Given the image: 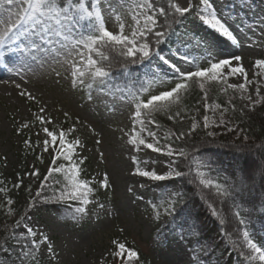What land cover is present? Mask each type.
I'll use <instances>...</instances> for the list:
<instances>
[{"label":"snow or ice","instance_id":"obj_1","mask_svg":"<svg viewBox=\"0 0 264 264\" xmlns=\"http://www.w3.org/2000/svg\"><path fill=\"white\" fill-rule=\"evenodd\" d=\"M114 5L118 6L117 12L119 13H123L126 7L131 8L134 24L131 26L130 34H125L126 25L124 23L119 24V32L108 30L105 17H110ZM187 15H193L204 25L230 41L231 45L237 49L243 50L245 42L249 46L256 43L255 40L245 35L242 28L233 29L227 17L218 13L212 0H176V2L168 0L167 8L158 6L154 0H133L132 4L125 5H120L119 0H107V7H105L104 0H90L87 7L85 0H0V25H2L0 28V58L9 56L14 58L11 68L13 74L21 80H24L29 73L36 75L37 66L39 68L51 67L56 76L60 77L61 73L56 70L55 65L63 66L64 63H71V89L79 90L80 86H85L89 90L87 99L92 103L103 104L105 110L110 113L115 111L117 103L127 102L124 90L116 87L120 82L116 79L117 76L121 77L125 83L129 80L135 83L141 77L133 73L142 72L144 76H151L154 80H158L163 87L153 91L144 89L148 92L146 98L140 96L139 93L135 94L132 101L134 111L130 116L132 130L126 144L130 146L129 156L132 164L130 175L143 178L133 183L143 188L144 180H147L154 182V186L161 187L160 182H175L192 176L194 172L202 177L205 174L204 170L212 172L214 165L213 162L200 158V153L192 149L186 150L187 138L192 136L199 127L198 121L193 119L186 133L171 134L176 140L185 141L184 147L175 148L172 143L166 142L161 145L156 133L145 127L146 124L158 127L156 121L151 118L153 113L171 111L173 106L179 108L182 92H186L195 83L199 84L203 92L207 81L223 83L225 90L238 91L240 99L249 102L250 111L257 105L264 104V96L261 95L259 86L255 90V98L249 93L247 86L256 81L250 79L249 72L242 63L243 57L235 51L225 55L217 51L206 37L198 36L195 29H186L184 21ZM116 18L121 19V16L118 15ZM257 28L264 34V17L260 18ZM173 36L176 37L175 40L172 39ZM165 45H170V47H164ZM84 49L88 52L86 60ZM166 51L168 55L164 54ZM94 52L100 58L99 60L93 58L92 53ZM109 53H115V55ZM192 53L200 59H193ZM75 56L80 57L79 61L74 59ZM100 61L105 63L102 64ZM5 67L9 65L6 63ZM252 68L254 69L253 76L264 78V58L255 59ZM85 76L91 78L87 84H85ZM229 78H243V82L228 83ZM65 79L67 80V77ZM14 86L19 90L17 94L20 98L29 102L37 101V97L30 90L23 88L20 83H15ZM140 87L143 89L142 84ZM202 99L205 101L204 107L207 113L209 105L206 92ZM232 107L235 111L236 106L233 104ZM213 108H220V105L214 104ZM44 113L45 109L41 107L39 113H32L31 122L25 118L19 127L13 125L16 136L22 137L23 130L31 131L38 122L40 127L34 132L37 137L36 146L39 147V138L43 133L45 139L42 151L52 156L51 164L47 166L46 174L40 180L34 196L31 195V186H25L24 178L40 177V169L35 164H32L31 171L23 174L17 173L16 182L12 185L16 190L24 188L31 197L27 210L15 220L13 231L10 234L18 244L21 236L31 238L26 239L27 247L20 245V251L24 253V256L20 258L21 264H24V258L29 256L35 264V261L45 252L53 259L57 257L49 236L38 234L28 223L32 210L38 211V205L52 202L49 197L45 196V193L54 173L67 172V183L59 189L58 194L54 192L55 202L72 201L80 205L76 207L71 217L74 224L88 223L94 229H101L108 223V217L115 218L121 215L131 203L129 201L123 205L107 207L105 203L95 201L94 193L99 189L107 191L113 188L109 177L105 175L99 181L98 188H94L91 181L80 179L81 165L85 163L86 157L81 156L77 149H83L85 145L79 140L74 143L67 140L68 132L75 131L74 128L69 129L68 132L61 128L57 132L47 127L52 120ZM244 114L241 109V116ZM146 116L149 117L147 120H145ZM179 116L180 112L177 111L175 115H169L168 119L175 120ZM203 120V126L207 129L209 127L207 114L204 115ZM229 123L230 121L225 120L222 114L218 126L227 127ZM137 124L140 126L139 133L136 131ZM227 130L236 131L233 127H228ZM214 135L212 131L207 132L208 137ZM145 137H151L153 142H149ZM167 139L165 137V140ZM249 139L247 135H244L240 143H234L232 147L241 154L247 152L261 155L264 160V143L250 145ZM210 142L205 141V143ZM23 144L26 149L32 148L31 137L24 139ZM96 144L100 145L101 140H96ZM133 152L137 154L144 152L148 159L132 155ZM149 153L172 158L164 162L169 171L161 174L155 168L147 167L150 162H157L156 157H152ZM177 158H182L180 163H177ZM3 159L7 161V157ZM35 159L44 163L40 154H37ZM60 159L66 161L67 164H58ZM184 164L188 165L187 169L182 168ZM257 174L264 179V163L257 164L253 161L248 166H241L237 159L228 179L222 182L213 179H199V185L205 189H215L214 193L206 194L200 190L199 186L196 190L202 197V202L211 210L213 217L221 215L215 207L217 202L221 204V207L229 202L236 205L235 216L243 225L246 220L239 211L244 204L242 197L255 182ZM189 182L196 184L194 178ZM10 191L9 188L0 187V193L6 197L4 203L7 206V215L11 217L14 215L12 207L14 201L8 195ZM127 191L138 201L144 199L143 194L137 195L133 186H129ZM238 199L240 204L237 205ZM159 200L161 203H157L155 199L149 201L152 211L148 219L156 226L157 245L170 250L173 257L162 261V264H196L193 259L194 245L200 246L202 254L207 253L210 245L202 244L200 228L196 222H190L192 211L187 193L181 188H173L172 191L160 196ZM209 200L212 202L209 203ZM90 204L93 205L94 211L88 207ZM251 207L255 211V205ZM94 220L99 223H94ZM223 223L224 220L220 219V224L223 225ZM16 229H21V231L17 233ZM120 231L124 229L120 228ZM243 238L247 248L251 250V254L244 253L250 264L257 259L264 262V249L253 242L247 230L243 231ZM112 244L115 247L109 255L114 260L118 259L124 264H132L133 259L138 256L135 250L127 248L124 243L113 240ZM197 259L202 260L203 256ZM99 264H105L104 259H101Z\"/></svg>","mask_w":264,"mask_h":264},{"label":"rangeland","instance_id":"obj_2","mask_svg":"<svg viewBox=\"0 0 264 264\" xmlns=\"http://www.w3.org/2000/svg\"><path fill=\"white\" fill-rule=\"evenodd\" d=\"M132 2L133 0H119L120 5L132 4ZM212 2L218 13L227 17L233 29L242 28L245 35L255 40L256 43L249 46L245 42L243 50L237 49L231 45L230 41L204 25L193 15H189V19L184 22L186 29H195L198 36L206 37L217 51L225 55L233 51L241 55L243 57L242 63L248 70L250 79L256 81V83L247 86L249 93L255 98V90L259 86L261 95L264 96V78L253 76L254 69L252 68L255 59L264 58V34L257 28L260 18L264 17L263 0H212ZM89 3L90 0H85L86 7ZM104 3L107 7V0H104ZM117 7L114 5L110 17H105L106 26L110 31L119 32V24L124 23L126 25L125 34H130L131 26L134 24L133 12L131 8L126 7L123 13H119ZM118 15L121 16V19L116 18ZM83 51L86 60L88 52L85 49ZM165 55H168V52ZM74 59L79 61L80 57L75 56ZM6 63L9 67H5ZM13 63V57L0 58V160L3 163L1 174L6 179H13L12 182L16 180L15 173L21 167L22 150L20 139L13 134V125L18 126L25 118L31 122L32 113H39V109L43 107L45 109L44 115L52 120L49 125L59 123L63 118H68L70 121L75 120V140H79L85 145L83 149L78 148L77 152L86 157L88 169L98 182L107 175L113 185L106 206L113 207L131 201L121 215H117L115 218L108 217V223L101 229H94L91 224L71 228L47 211L40 208L38 211L33 210L28 217V223L34 227L38 234L49 236L52 247L57 254L56 259H53L45 252L42 258L49 259L52 264H99L101 259H104L105 264H108L112 241L116 240L125 245L135 243L142 252L151 258L152 264H162V261L172 259L170 250L158 246L156 240L152 239L155 224L149 221L150 213L145 207V201L148 197L156 196L157 191L172 183L171 181L160 182L162 186L156 187L154 182L144 180V187L141 188L133 181L143 178L130 175L132 167L129 156L130 146L126 144V141L132 130L130 119L134 111L132 103L130 101L117 103L115 111L110 113L105 110L103 104L84 101L70 87L71 63H64L63 66L55 65L56 70L61 73L60 77L56 76L51 67L39 68L37 66L36 75L29 73L24 80L13 74L11 68ZM80 67H84V65H80ZM146 78L153 85L151 91L163 87L158 80H154L151 76H146ZM84 79L85 82H89L91 78L85 76ZM238 82H243V78H229L228 80V83L235 84ZM15 83H20L23 88L30 90L37 97L38 102H29L20 98L17 94L19 90L15 89ZM246 104L249 106L247 100ZM216 110L217 108L213 107L208 109L210 113L207 114L209 117L208 128L223 127L226 130L228 127L235 128L230 123L227 127L218 126L222 111L216 115L214 112ZM200 125L204 127L203 119ZM139 127L137 124L136 131L138 133ZM145 127L154 131L157 137L161 135L152 124H146ZM35 131L34 129L31 130L30 136L32 142L37 144ZM145 138L149 142H153L151 137ZM44 139L45 137L41 133L37 152L42 155L44 160V163H41L39 167L46 172L49 158L52 156L42 151ZM96 140H101V144L97 145ZM101 153H103V157H101ZM132 155H139L145 160L148 159L144 152L139 154L133 152ZM149 155L156 157L157 162H150L147 167L155 168L161 174L169 171L164 162L172 158L156 153H149ZM3 157H7L6 162ZM25 164L28 171L32 170V164L38 168L32 157L27 158ZM141 167H145V165H141ZM34 181L35 179L31 177L24 178L26 183H33ZM129 186L135 188L137 195L143 194L144 199L138 201L135 196L129 194L127 191ZM35 187H38V183H35ZM12 195L18 202L20 199L23 200V195L20 193H12ZM89 208L95 210L92 204L89 205ZM94 223H99V221L94 220ZM120 228H123L124 231H120ZM253 264H264V262L257 259L253 261Z\"/></svg>","mask_w":264,"mask_h":264},{"label":"trees","instance_id":"obj_3","mask_svg":"<svg viewBox=\"0 0 264 264\" xmlns=\"http://www.w3.org/2000/svg\"><path fill=\"white\" fill-rule=\"evenodd\" d=\"M158 6H163L167 8L168 0H154ZM174 2V0H173ZM264 3V0H263ZM189 18H187L185 21ZM163 19V18H161ZM184 21V22H185ZM173 40L176 39L175 36L172 37ZM164 47H170V45H165ZM167 52V51H166ZM165 52V53H166ZM110 55H115V53H109ZM94 59L99 60L100 58L96 55V53H92ZM193 59L199 60L200 57L197 55H192ZM100 63H105L100 61ZM114 71H117L114 69ZM133 75H139L141 78L138 82H133L129 80L127 83L123 81L121 77H116L120 82L116 85V87L124 90L127 95V100L131 102L134 99L135 94L139 93L142 97H147L148 92L144 91V89H148L151 91L152 83L150 80L143 75V73H133ZM88 82H85L87 84ZM143 85V89L140 85ZM81 98L84 100L87 99V95L89 90L85 86H80L79 90H75ZM205 92L207 93V103L209 107H213L214 104H219L220 108H217L216 115L223 114V117L230 121V124L234 125L236 131L228 132L223 127L218 128H207L205 129L200 125L205 114H210L208 111L205 113V101L202 99ZM95 92L93 91V95ZM235 105V111L233 110L232 105ZM134 105V104H133ZM249 107L246 104V100L240 99V93L234 92L231 89L225 90V85L223 83H216L212 81L205 82V89L202 92L199 88V84H192L191 87L186 90V92L181 93V100L179 108L173 106L171 111H159L155 112L152 115V119L156 121L158 127L156 128L157 132H160L161 135L158 136L160 138V143H172L175 148H180L185 146V141L176 140L172 133L179 134L180 132H187L191 127V123L193 119L198 121L199 127L192 134V136L187 138V147L186 150L192 149L195 152L201 154L200 158L204 160H208L213 162L214 168L212 172H208L205 170L204 176H198L194 172L192 176L176 180L175 182H171L172 184H167L162 187L159 191H157L156 196L148 197L145 201V207L147 211L151 214V207L149 201L153 199L156 200L157 203H161L159 200L160 196H163L165 193L170 192L173 188H181L183 189L190 200V208L192 211V220L190 222H196L197 226L200 228V235L202 244L205 246L210 245L207 248V253L202 254L199 245H194L195 253L194 260L196 264H250L247 256L244 253H250L251 250L247 248V245L243 238V231L247 230L250 234L253 242L257 243L259 247L264 249V179L261 178L259 174L256 176L255 182L247 189V191L243 194L244 204L239 208L241 216L246 220V223L241 225L239 220L235 216V212L237 211L236 205L229 202L227 205L221 207V204L217 202L215 207L221 212V215L218 217H213L211 215V210L207 207L205 203L202 202V197L197 192V186H199L200 190H202L206 194H211L215 192V189L209 188L205 189L202 185H199V179H213L218 182H222L224 179H228L230 173L235 166L237 159H239V164L241 166H248L253 161L257 164L264 163L261 155L254 153H239L237 152L232 145L234 143H240L244 135H247L250 139L248 143L250 145H259L264 143V104L257 105L255 109L249 110ZM241 109L244 111V115L241 116ZM179 111L180 116L175 120H169V115H175V113ZM149 117H145L147 120ZM75 126V120L70 121L68 118H63L59 123H55L52 125H47L50 129H54L57 132L62 128L66 132L69 129H73ZM15 127H19L15 126ZM15 127L13 129V134H15ZM40 127L37 122L35 126L32 127L31 130H37ZM212 131L215 133L213 137H208L207 132ZM30 132L28 129L23 130V136L18 137L21 141V167L20 170L15 173V177L17 173L23 174L28 171L27 166L25 164L27 158L32 157L33 160L40 168V162L35 159V156L39 154L37 151V144L33 143L32 148L26 149L23 144L24 139H28L30 136ZM75 131L68 132L67 140L69 142H75ZM165 137L168 139L165 140ZM205 141H211L210 143H205ZM193 146L194 149H193ZM75 159V158H74ZM180 159L177 158V163H180ZM52 157L49 158L48 164H51ZM58 164H67L63 159L58 160ZM3 164L0 160V187H6L11 189L8 195L13 199V210L14 215H7V206L4 201L6 197L3 193H0V264H21V257L24 256V253L20 251V245L23 244L27 247L26 239L30 240L31 238H25L23 236L20 237V243L16 242L15 238L10 236L13 231V225L15 220L19 218L21 214H23L27 210V204L29 199L31 198L29 193L22 188L21 190H16L12 187V185L16 182L13 179H6L1 174V168ZM82 172L80 174V179L88 180L92 182V186L94 188H98V181L93 177L91 172L88 169V162L85 160V163L81 165ZM188 165H182V168L187 169ZM40 177L34 178L35 181L33 183H25V186L30 185L32 189L31 195L34 196L36 190L39 187V182L43 179V176L46 174L40 168ZM196 180V184H192L189 181L192 179ZM35 183H38V187H35ZM67 183V172L54 173L49 187L45 193V196L49 197L52 202L42 203L38 206L42 207L44 211L52 213L59 220L64 222L69 227H79L85 225L82 224H74L71 220L72 215L75 212L76 207L80 206L77 202L67 201V202H55L56 196L54 192L58 194L59 189L63 188ZM12 193H20L23 195V200L18 202L12 195ZM111 191L108 189L107 191L104 189H99L96 193H94L95 201H102L103 203L107 202L108 197L110 196ZM212 201L209 200V203ZM236 204H240V200L238 199ZM255 205V211L252 210L251 205ZM162 210V209H161ZM220 219L224 220L223 225L220 224ZM23 227V226H22ZM155 228L154 233L152 235V239L156 240L155 237ZM21 229H16V232L19 233ZM7 241V243H5ZM114 245L111 246V251L114 250ZM127 248L135 250L138 253V256L133 259L132 264H152L151 258L147 256L142 250L135 245V243H129L126 245ZM110 251V252H111ZM38 255V254H37ZM203 256L202 260H198L197 257ZM108 264H124L121 260H114L110 255H108ZM24 264H33L31 257L24 258ZM35 264H52L47 258H39L35 261ZM253 264V261L251 262Z\"/></svg>","mask_w":264,"mask_h":264}]
</instances>
